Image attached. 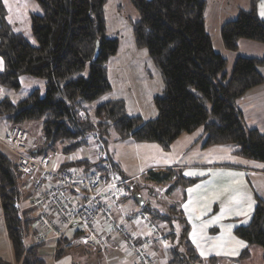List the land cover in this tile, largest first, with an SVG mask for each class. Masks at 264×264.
<instances>
[{"label": "trees", "instance_id": "obj_1", "mask_svg": "<svg viewBox=\"0 0 264 264\" xmlns=\"http://www.w3.org/2000/svg\"><path fill=\"white\" fill-rule=\"evenodd\" d=\"M35 1L41 12L31 15L32 43L12 28L0 0V57L4 62L0 85L20 89L21 75L45 81L43 96L35 89L19 102L9 97L0 100V115L14 122L12 126L25 120L39 122L43 138L31 151L72 155L92 139L107 147L113 132L115 140L133 138L169 149L181 134L203 127L205 146L232 144L243 157L264 163V133L246 125L237 105L250 88L264 83L260 71L264 57L239 55L232 69L227 70V58L215 50L206 29L207 0H131L139 13V18L132 20L135 44L148 50L164 81L162 92L153 99L158 115L148 120L130 115L122 99L93 106L112 89L108 61L117 53L120 42L118 36L107 31V0ZM258 1L250 0L248 8H240L236 18L222 24L226 49L236 51L241 39L264 44V19L258 13ZM64 166H83V171L92 166L107 173L114 170L120 178L129 180V195L116 205L129 199L138 187L134 193L143 203L142 212L131 215L148 214L155 222L167 224L166 236L172 243L169 264L202 262L189 240V225L181 210L186 198L184 189L196 179L174 168L149 170L143 178L151 184L147 189L150 195H156L154 187L167 184L168 194L178 189L183 192L180 200H156L153 204L143 197L144 184L124 177L108 156L96 162L87 158L71 160ZM23 179L17 164L0 151V200L15 264H44L38 255L42 243L29 246L35 214L33 209L21 207L28 196L22 189ZM234 233L248 247L233 261L249 258L250 247L259 246L264 264L263 199H257L250 222L237 226ZM70 238L66 234L58 242V255ZM220 261L216 257L208 259L209 264ZM0 264L12 263L0 260Z\"/></svg>", "mask_w": 264, "mask_h": 264}, {"label": "crops", "instance_id": "obj_2", "mask_svg": "<svg viewBox=\"0 0 264 264\" xmlns=\"http://www.w3.org/2000/svg\"><path fill=\"white\" fill-rule=\"evenodd\" d=\"M3 3L5 4L4 0ZM24 4H26L24 0H8V3L5 4L8 12V21L16 32L22 33L30 42L35 43L31 28L25 33L18 24L22 22L26 16L27 18L29 17L31 22V15L33 13H40L41 8L35 5V7H33L35 8L34 11L31 12L29 7H24ZM247 6L249 7V4ZM258 13L260 17L264 19V0L258 1ZM254 43L256 42L241 40L236 51L229 52V50H226V55L221 51L220 53L227 58L228 62L229 59L235 62L239 55H250L249 53L240 52L241 46L244 44L251 50H253L252 48L259 50L257 53L258 55H255L256 57H264V44ZM132 45L133 43L126 48L127 51L131 48L129 54L133 49ZM120 46L121 41L119 42L117 53L108 61V75L112 84V89L103 96V99L102 97L99 98V100L102 99V101L98 104L111 99H122L125 101L127 111L130 115H141L144 116L145 120L157 117L158 110L153 99L155 95L161 93L164 88L163 77L159 69L152 58L143 57L141 52H137L139 54L138 56L129 55L128 53H124L120 56L118 54L120 53ZM142 51L144 52V50ZM248 52L254 53L257 51L253 50ZM114 58L116 60L112 65L111 60ZM263 67L260 68V71L264 75ZM3 70L4 62L3 67L0 68V72ZM125 70L132 73L131 77L125 74ZM136 70L139 71L138 75L135 73ZM131 86H135L137 89L129 93L128 90H130ZM95 103L97 102L95 101ZM237 105L243 112L246 125L249 128L258 129L260 132L264 133V83L250 88L237 100ZM11 126L12 123L8 125L3 132H0V151L16 163L20 151L14 150L8 140ZM193 134L194 132L183 133L173 143L176 145L183 144L181 148V152L183 153L176 156V158L172 159L170 162L161 161L158 163H151L142 168H131L124 158L122 159L109 152H107V154L102 152V154L105 153L106 156L110 157V159L118 165L122 175L127 178L140 179V175L149 170L157 171L166 168H174L180 171L185 177L196 179L197 181L195 183L184 189L186 198L181 203V210L189 225V240L202 258V262L198 264H209L208 259L211 257L221 259L219 263L214 264L247 263L252 259L254 252H257L259 248H256L258 246H251V256L249 258L241 261H233V259L237 258L241 252L248 247L247 242L236 236L234 230L239 225H246L249 223L257 204V199L261 198L264 200V163L252 159L249 160L247 158L245 159L251 161L249 165L239 162L217 163V161H213L214 163H203L205 162L203 161L204 159L199 160L200 162L188 161V157H192L191 154H189L191 150L193 154L200 151L197 156L205 155V146H200V141L204 136V132L198 140L194 137V141H192L194 142V146L188 143L190 139H192L191 135ZM128 139H131L130 141H135L133 138ZM41 141L42 139L39 142L31 139L28 133L26 142L28 149H26L25 152L31 151V149L35 150ZM130 141L129 144H133V142ZM134 146H136V144H134ZM159 147L161 146H155V148L153 147V149H150L158 154L165 153L160 152L158 149L163 148ZM237 149L238 147L235 146L227 154L234 155V157H242L244 159L243 156L236 152ZM134 157H137V160L140 158V156H135V154ZM148 157L150 158L151 156ZM79 159H84V157L80 156ZM69 160L64 159L61 155L58 157L53 156L51 165H59ZM153 160L155 162L156 157H154ZM138 162L141 161L138 160ZM188 173L194 174L189 175ZM22 183V189L28 193V196L21 203V207L26 208L27 198L32 193V190L24 188L27 179L24 178ZM169 185L170 184H167L160 188H164L168 194ZM189 189L192 191L190 192ZM225 189H227V191H225ZM182 194V189H178L168 195L169 198H172L173 202L181 198ZM127 200L125 199L116 205L114 207V213L117 221L121 224H125L127 227L126 233L128 236L132 237L133 245L128 244L127 234L111 231L107 239L106 247L102 251H96L81 246L66 248L58 255L57 249L59 245L57 241L49 240L38 247V255L43 259L44 264H169L172 243L170 242L169 236H166V233L169 231L167 224L155 222L148 214H144L146 218H141L137 221L130 220L131 213L138 211L142 212L143 203H140L139 210L134 208L130 209L126 205ZM167 203L171 202L167 201ZM98 225L99 228H101L100 232L105 233V235L110 231L107 225L102 226L103 223H99ZM75 233L76 229L71 228L67 232V235L73 237L77 235H75ZM260 252L262 257L263 251L260 250ZM0 260L11 262L12 264L16 263L14 261L6 229L1 200Z\"/></svg>", "mask_w": 264, "mask_h": 264}, {"label": "built area", "instance_id": "obj_3", "mask_svg": "<svg viewBox=\"0 0 264 264\" xmlns=\"http://www.w3.org/2000/svg\"><path fill=\"white\" fill-rule=\"evenodd\" d=\"M27 139L25 128H10L8 140L14 150L20 151L17 172L27 179L24 188L32 190L26 206L35 214L29 246L49 240L58 243L75 228L79 233L64 242L65 248L84 246L102 251L111 231L127 234V227L115 219L112 207L129 195V180L120 178L114 170L86 173L77 171L78 166L51 165L56 152H25ZM145 217L142 213L133 214L130 220ZM99 223L110 228L106 235L100 232ZM126 236L128 244L133 245L132 237Z\"/></svg>", "mask_w": 264, "mask_h": 264}, {"label": "rangeland", "instance_id": "obj_4", "mask_svg": "<svg viewBox=\"0 0 264 264\" xmlns=\"http://www.w3.org/2000/svg\"><path fill=\"white\" fill-rule=\"evenodd\" d=\"M24 1L26 3L24 4V7L25 8L29 7L31 12L34 11L35 8L33 7H35V5L39 7L38 3L35 0H24ZM248 4L250 5L249 0H207V8L205 12L206 13V29L212 38L213 46L216 51L218 52L221 51L223 54L226 55L225 52L228 49L225 48L222 35H221L222 24L228 20L236 18L238 11H239L238 9L243 8V7H248L247 6ZM105 8H106L107 31L111 35L118 36L119 40L121 41V46H120V51H119L120 53L118 54L120 56L124 53L129 54L130 52L129 50H131V48H129L128 51L126 50V48H128V46L131 45V43H133L132 45L133 49L129 55L138 56L139 54L137 52H141L142 53L141 55L143 57L151 58L147 49L138 48L135 44L132 20L138 19L139 13L136 10V8L133 6L131 0H107ZM18 26L21 27V29L24 30V32L26 33L27 30L31 28V22H30L29 17L27 18L26 16L22 20V22L18 24ZM241 40H248V39H241ZM258 44H262V43H258ZM141 49L144 50V52L146 53H144ZM252 49L257 52H254V53L248 52V51H253V50H251L246 45L242 44L240 52L249 53L250 55H247V56L258 55L257 53L259 52V50L254 49V48ZM229 52H232V51L229 50ZM115 60H116L115 58L111 60L112 65ZM233 64L234 62H232L229 59L227 70L230 71L233 67ZM135 73L138 75L139 71L136 70ZM125 74L131 77L132 73L129 72L128 70H125ZM19 82L21 84L20 89L4 87L0 85V88H1L0 89V100L3 99L4 97H9L13 102H19L22 99L29 96L35 89H39L40 95L42 96L45 93V81L42 78L33 77L29 75H21L19 77ZM135 89H137L135 86H131L128 92L131 93ZM103 96H102V99L104 98ZM102 99L100 100L98 99V101H96L97 103L94 102L93 106L100 105L98 103L102 101ZM142 117L144 118V116ZM6 121L7 120L5 119V117L0 115V132H3L8 127V125H10L11 123L12 124L14 123V122L8 123ZM17 124L24 127L28 131L31 139L37 140L39 142L43 138L40 124L38 121L25 120ZM203 132H204L203 127H199L198 129H196L194 131V134L191 135L192 139H190V142H188L189 145L194 146V142H192L194 141V137L196 138V140H198L203 134ZM185 133H188V132H185ZM112 134L114 135L112 136L110 135L111 138L109 137L110 140H109L107 147H105L103 143H100V141L92 139L91 143L88 146L79 149V151H76L72 155H63L59 152H56L53 156L58 157L61 155L64 159L66 160L70 159L73 161H76L77 159H79L80 156L81 157L83 156L85 159L87 158L91 161L96 162V161L101 160L102 158H105L107 152H109L110 154H115L121 157L122 159L124 158L126 162L128 163L129 167L131 168H134V167L142 168V167H146L150 165L151 163H158L161 161L170 162L172 159L176 158V156L183 153L181 152L182 151L181 148L183 144L182 145L172 144L169 149H165L163 148L161 144L157 142L130 141L131 139L115 140V137H114L115 133L113 132ZM201 139L202 140L200 141L201 142L200 146L201 145L203 146L206 140V136H204ZM129 141L133 142V144H129ZM134 144H136V146H134ZM159 145L163 149H158V150H160V152H165V153L158 154L150 149V148L153 149V147L155 148V146H159ZM233 147H235V145H232V144H226V145L215 144L212 146H205L204 156L202 155L197 156L198 152L200 151H197L193 154L191 153L192 152L191 150L189 154H191L192 157H188V161L200 162L199 160L204 159L203 161L205 162L203 163H214L213 161H217V163H222V162L237 163L239 162V163H244L245 165H249L250 164L249 162H251L249 160L251 159L246 160L245 157L243 159L242 157H234V155L227 154L230 152V150ZM102 152H105L106 154L105 153L102 154ZM134 154L135 156L136 155L140 156L138 160H140L141 162H138L137 157L135 158ZM162 154H165V155H162ZM148 156H151V157L149 158ZM141 157H142V160H141ZM154 157H156L155 162L153 160ZM190 159H193V160H190ZM78 168L79 170L77 171L83 172L84 170L83 166L81 167L78 166ZM95 168L96 167L91 166L90 169L85 170V172L86 173L92 172L95 170ZM144 174H146V172ZM144 174L140 175V179L132 178L134 180L135 179L140 180L142 184H144L145 187H144V190L142 191L144 199L150 200L153 204H157L155 200H161L163 202H167V201L172 202V198L171 197L169 198V195L164 190V188L156 187L155 189L154 187V190H156L155 191L156 195L155 196L150 195L149 194L150 192L147 189L148 187L151 186V184L143 178ZM136 188L138 189V187ZM137 189L132 191L130 198L127 200L126 205L130 209H133V208L136 210L140 209V202L138 200L139 194L134 193L135 191H137ZM256 248H259V249H257L258 250L257 252L256 251L254 252L252 259L248 261L247 263H241V264H263V259L261 257V252H260V250L262 249L259 246ZM48 261L49 260L47 259V262Z\"/></svg>", "mask_w": 264, "mask_h": 264}, {"label": "snow or ice", "instance_id": "obj_5", "mask_svg": "<svg viewBox=\"0 0 264 264\" xmlns=\"http://www.w3.org/2000/svg\"><path fill=\"white\" fill-rule=\"evenodd\" d=\"M4 2H5V4H7L8 0H4ZM2 67H3V61H2V58H0V68H2ZM188 174L191 175V174H194V173H188ZM239 175H243V174H239ZM189 191L191 192L192 190L189 189ZM225 191H227V189H225Z\"/></svg>", "mask_w": 264, "mask_h": 264}, {"label": "water", "instance_id": "obj_6", "mask_svg": "<svg viewBox=\"0 0 264 264\" xmlns=\"http://www.w3.org/2000/svg\"><path fill=\"white\" fill-rule=\"evenodd\" d=\"M98 51L96 50L93 60L97 57Z\"/></svg>", "mask_w": 264, "mask_h": 264}]
</instances>
